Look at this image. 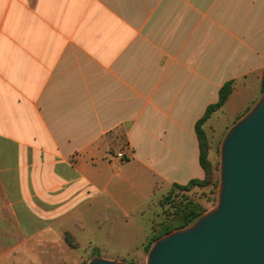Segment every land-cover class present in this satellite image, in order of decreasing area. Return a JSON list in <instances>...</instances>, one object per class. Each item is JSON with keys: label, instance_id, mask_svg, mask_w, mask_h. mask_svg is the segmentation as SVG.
I'll return each instance as SVG.
<instances>
[{"label": "crops", "instance_id": "1", "mask_svg": "<svg viewBox=\"0 0 264 264\" xmlns=\"http://www.w3.org/2000/svg\"><path fill=\"white\" fill-rule=\"evenodd\" d=\"M263 70L264 0H0V218L81 244L128 224L204 178L196 122L229 81L204 128L245 112Z\"/></svg>", "mask_w": 264, "mask_h": 264}, {"label": "water", "instance_id": "2", "mask_svg": "<svg viewBox=\"0 0 264 264\" xmlns=\"http://www.w3.org/2000/svg\"><path fill=\"white\" fill-rule=\"evenodd\" d=\"M147 264H264V94L223 140L217 208L156 240Z\"/></svg>", "mask_w": 264, "mask_h": 264}, {"label": "rangeland", "instance_id": "3", "mask_svg": "<svg viewBox=\"0 0 264 264\" xmlns=\"http://www.w3.org/2000/svg\"><path fill=\"white\" fill-rule=\"evenodd\" d=\"M262 95L236 118L227 114L213 121L210 129L206 126L213 168V177L208 185L195 186L187 191L174 190L168 199L169 192L161 189L153 196L152 204L139 205L141 208L133 210V218L128 224H109L100 228L92 225V232H83V244L79 242L78 234L59 225L55 226L54 233L48 234L44 231L48 226L6 224L3 222L5 219L0 218V264H88L96 257L118 263L147 264L148 254L156 240L192 226L200 217L217 208L223 140L230 128L255 107ZM189 203L203 211L201 216L186 227H174L156 240L150 239L154 232L172 220L178 209ZM1 213L5 215L6 209L2 211L0 208V216Z\"/></svg>", "mask_w": 264, "mask_h": 264}, {"label": "trees", "instance_id": "4", "mask_svg": "<svg viewBox=\"0 0 264 264\" xmlns=\"http://www.w3.org/2000/svg\"><path fill=\"white\" fill-rule=\"evenodd\" d=\"M233 90L232 81L226 82L219 91V99L216 103L211 104L207 107L204 115L196 122L195 130L199 139L200 145V165L205 172L204 179H193L189 181L185 185H174L172 189L169 191V194L166 196V199L170 197L174 190L187 191L195 186H206L210 183L213 177V168L212 163L210 161V141L207 136V132L204 128L205 123L209 120L212 114L218 111L228 100ZM261 93L264 94V70L263 76L261 80ZM203 211L198 210L196 205L191 203L185 205L184 207L177 210L176 214L168 222L163 226L158 232H154L152 237L150 238L152 241L156 240L160 236L172 231L174 227L183 228L196 220L199 216H201Z\"/></svg>", "mask_w": 264, "mask_h": 264}, {"label": "built area", "instance_id": "5", "mask_svg": "<svg viewBox=\"0 0 264 264\" xmlns=\"http://www.w3.org/2000/svg\"><path fill=\"white\" fill-rule=\"evenodd\" d=\"M107 157L108 159H123L124 155L123 153H117V154L108 153Z\"/></svg>", "mask_w": 264, "mask_h": 264}]
</instances>
